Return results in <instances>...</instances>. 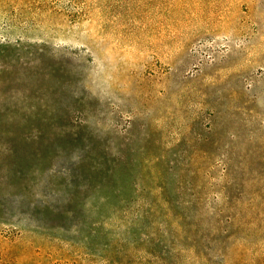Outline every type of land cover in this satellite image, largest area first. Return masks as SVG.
I'll return each mask as SVG.
<instances>
[{
  "label": "rangeland",
  "instance_id": "1",
  "mask_svg": "<svg viewBox=\"0 0 264 264\" xmlns=\"http://www.w3.org/2000/svg\"><path fill=\"white\" fill-rule=\"evenodd\" d=\"M37 26L0 14L4 264H264V0Z\"/></svg>",
  "mask_w": 264,
  "mask_h": 264
},
{
  "label": "trees",
  "instance_id": "2",
  "mask_svg": "<svg viewBox=\"0 0 264 264\" xmlns=\"http://www.w3.org/2000/svg\"><path fill=\"white\" fill-rule=\"evenodd\" d=\"M23 4L30 14L14 13V10L9 6H19ZM50 9V13L47 9ZM55 10V0H15L14 3L0 0V14L4 15L8 22H16L23 27L32 29L37 28L43 20V16L53 14ZM0 264H4L3 259L0 258Z\"/></svg>",
  "mask_w": 264,
  "mask_h": 264
}]
</instances>
